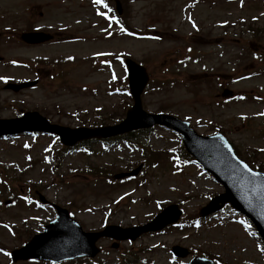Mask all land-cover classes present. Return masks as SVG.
I'll use <instances>...</instances> for the list:
<instances>
[{"label": "rangeland", "instance_id": "374dc122", "mask_svg": "<svg viewBox=\"0 0 264 264\" xmlns=\"http://www.w3.org/2000/svg\"><path fill=\"white\" fill-rule=\"evenodd\" d=\"M119 2L127 25L142 38L118 31L94 0H0V119L35 111L70 128L113 124L116 119L110 120L111 115L120 119L127 99L113 92L125 71L112 57L128 54L146 65L150 84L141 101L147 113L187 120L199 135L220 132L241 158L264 169V62L252 57L256 47L249 42L248 28L257 30L256 42L264 49V0ZM33 28L46 29L62 41L27 47L19 35ZM186 47L193 49L189 55ZM186 56L190 57L184 63ZM31 59L46 61H37L30 70ZM44 63L58 69L40 66ZM37 73L42 79L34 88L18 92L3 88L7 82L32 80ZM224 88L236 99L224 100ZM133 138L137 146L103 148L93 143L90 148L97 155L71 151L58 153L53 160L52 154L61 148L55 137L0 139V264H47L11 263L8 257L53 218L49 208L24 204L32 189L50 203L70 209L84 231L98 230L105 223L121 228L144 225L157 208L169 204H178L188 222L209 198L223 192L197 165L175 166L177 157L170 154L178 156L181 142L171 131L156 127ZM148 148L150 155L143 153ZM148 155L149 167L143 172ZM157 158L158 167L153 168ZM139 164L140 178L125 184L103 180L109 176L104 174L94 179L86 170L108 167L106 173L113 175ZM8 181L22 199L15 196L14 201L13 190L3 186ZM182 223L142 235L131 245L120 244L118 251L100 241L97 245L109 252L83 264H119L118 252H128L131 264H184L188 259L172 257L173 245L186 247L193 255L206 253L220 264H264L261 243L233 214L201 220L196 230H186ZM12 225L15 234L8 230Z\"/></svg>", "mask_w": 264, "mask_h": 264}, {"label": "water", "instance_id": "95a60500", "mask_svg": "<svg viewBox=\"0 0 264 264\" xmlns=\"http://www.w3.org/2000/svg\"><path fill=\"white\" fill-rule=\"evenodd\" d=\"M26 43H40L49 39L47 35L37 34V33H27L23 34L21 37ZM129 69V86L131 93L134 98V106L127 113V118L119 126L116 127H107L96 130H87V129H77L69 130L66 128H60L53 125H49L45 119L41 118L36 113H27L22 119L18 120H1L0 121V136L4 134H16L19 132H30V131H41L47 133L57 134L62 143L66 145H72L75 142L89 138L90 136H109L111 132L122 133L131 129H134L139 126H150L153 123H163L167 124V118L162 116H146L140 110V101L139 94L143 89L145 83L147 82V77L142 68L136 64L126 61ZM27 84L21 86L8 85L7 88L14 91L25 87ZM226 94V93H225ZM90 134V136L88 135ZM88 135V136H87ZM113 135V134H112ZM215 141V142H214ZM202 139L189 134L186 136L184 134V142L187 146H193L194 143H198L197 147L200 148H213L217 147V152H213L210 149L211 155H216V157H211L209 154L204 152H198L196 155L198 161L209 170L216 179H218L225 188V193L213 198L210 203L200 211V215H207L221 209L226 203L232 205L238 212L245 215L251 220L255 225L258 232L261 234L262 239L264 240V175L250 173L244 164L238 162L229 152V150L224 145L225 142L222 139L215 138V140ZM195 147V146H194ZM247 169V170H246ZM136 171L128 175H136ZM124 175H119L117 178L123 177ZM57 210V219L56 221L47 227L46 232L39 236H36L27 246L25 250L13 251L11 257L13 261L17 260H26L28 258L35 259H44L51 261H59L67 257H55L49 254L50 247L46 246L49 242L52 241V246H56L59 250L57 252H63L60 246H64L69 242L77 240V245L80 246L78 251H76L72 256H77L81 254H86L93 257L96 250L94 251L93 244L100 236L114 237L116 239L123 238L115 237L110 233L112 227L106 228V233L100 234H85L82 233L80 227L72 220L68 218L67 212L65 210ZM166 213L172 212L169 215V218L161 225L151 228V230L161 229L166 224L176 222L179 217V211L175 206L169 207L165 211ZM164 212V213H165ZM163 213V214H164ZM165 213V214H166ZM160 220V217L157 218L154 223H157ZM58 228V229H57ZM62 235H60V231ZM147 230V229H144ZM58 233H54V232ZM44 239V243H40V239ZM130 238H134L131 236ZM46 246V247H45ZM82 246L89 247L90 251H82ZM44 250L42 253L41 251ZM93 249V250H92ZM55 249H52V253ZM172 252L178 257L187 256L188 252L185 249L180 247H173ZM71 256V257H72ZM189 264H212L208 261L194 258Z\"/></svg>", "mask_w": 264, "mask_h": 264}, {"label": "snow or ice", "instance_id": "6c2138e0", "mask_svg": "<svg viewBox=\"0 0 264 264\" xmlns=\"http://www.w3.org/2000/svg\"><path fill=\"white\" fill-rule=\"evenodd\" d=\"M94 3H97V4H99V3H101V0H94ZM123 31V30H122ZM247 170V169H246Z\"/></svg>", "mask_w": 264, "mask_h": 264}]
</instances>
